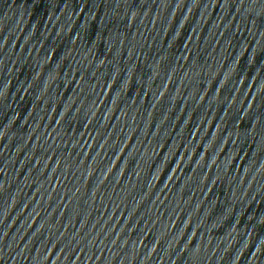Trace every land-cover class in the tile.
<instances>
[{
	"label": "water",
	"instance_id": "obj_1",
	"mask_svg": "<svg viewBox=\"0 0 264 264\" xmlns=\"http://www.w3.org/2000/svg\"><path fill=\"white\" fill-rule=\"evenodd\" d=\"M0 170L32 264H264V0H0Z\"/></svg>",
	"mask_w": 264,
	"mask_h": 264
}]
</instances>
